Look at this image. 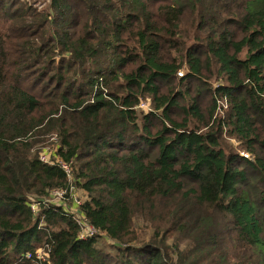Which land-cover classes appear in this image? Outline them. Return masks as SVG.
I'll list each match as a JSON object with an SVG mask.
<instances>
[{
  "label": "trees",
  "instance_id": "trees-1",
  "mask_svg": "<svg viewBox=\"0 0 264 264\" xmlns=\"http://www.w3.org/2000/svg\"><path fill=\"white\" fill-rule=\"evenodd\" d=\"M33 4L0 0V264H264V0Z\"/></svg>",
  "mask_w": 264,
  "mask_h": 264
},
{
  "label": "built area",
  "instance_id": "built-area-1",
  "mask_svg": "<svg viewBox=\"0 0 264 264\" xmlns=\"http://www.w3.org/2000/svg\"><path fill=\"white\" fill-rule=\"evenodd\" d=\"M182 71L178 70L177 74L182 75ZM147 101H140L138 104L139 107L147 108L148 106ZM55 151V150H54ZM244 156L247 155L246 152H241ZM51 154H53V151H40L39 152V158L47 163H52V162H59V164L63 167L65 170L67 176L70 178L71 173H70V165L68 163H65L61 159H59L57 156H54L52 158ZM46 201L53 202L55 204L61 205L62 208L69 212L71 216L74 218V220L77 222L79 225V232H78V237L84 238L89 235L96 234L98 232L97 228L94 227L92 224H90L86 217L83 215V213L80 210V198L79 194L77 191L74 189L72 185L69 186V189L66 190L65 188H58L54 189L49 193V196L45 198ZM31 209L35 212L37 210V203H32L31 204ZM48 246H40L37 247L34 252L33 256L35 259H37L39 262L42 261H47L48 259ZM26 257H31L32 254L30 252L25 253Z\"/></svg>",
  "mask_w": 264,
  "mask_h": 264
},
{
  "label": "rangeland",
  "instance_id": "rangeland-1",
  "mask_svg": "<svg viewBox=\"0 0 264 264\" xmlns=\"http://www.w3.org/2000/svg\"><path fill=\"white\" fill-rule=\"evenodd\" d=\"M28 1L31 2V3L36 4V6L38 8L45 4V0H28ZM185 69H186L185 67L180 68V70L183 73L185 72ZM149 108H151V104L150 103L148 104L147 108H144V109L140 108V109L145 111V110H147ZM195 123H196V120L194 118H191L190 125H193ZM41 137H42L43 140H41L39 143H37L38 152H40V151H49L50 152V150L54 151L55 148H56V145H57V141H56L54 135L46 134V135H42ZM227 141H228V143L231 144V148H233V149L234 148H238L237 141L235 139L227 137ZM139 228H140V230H139L140 237L147 238L148 235L151 232V229L149 227L144 226V224H140ZM102 243H103V241H102ZM104 243L107 244V242H105V241H104Z\"/></svg>",
  "mask_w": 264,
  "mask_h": 264
}]
</instances>
